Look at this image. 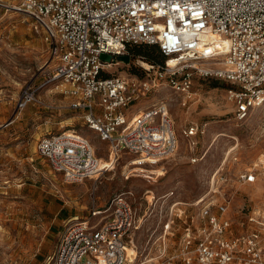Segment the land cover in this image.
I'll use <instances>...</instances> for the list:
<instances>
[{"label": "built area", "instance_id": "built-area-1", "mask_svg": "<svg viewBox=\"0 0 264 264\" xmlns=\"http://www.w3.org/2000/svg\"><path fill=\"white\" fill-rule=\"evenodd\" d=\"M12 7L33 18L55 61L46 82L23 88L17 110L45 106L37 93L54 83L70 102L52 107L81 112L88 128L106 142L107 164L128 153L136 158L133 165H157L177 153L169 100L135 108L163 85L185 95L186 106L195 77L218 78L232 85L228 99L238 120L264 107V0H20ZM141 43L157 46L164 60L142 64L137 73L111 70L123 62L121 55H131L130 45ZM103 53L111 60H102ZM197 132L192 126L187 134ZM37 151L70 183L109 168L90 139L74 129L44 136ZM241 179L254 183L257 174L249 171ZM133 196L119 192L88 217L66 222L46 264H132L141 256L134 235L147 220ZM208 197L192 203L197 221L174 191L164 196L172 202L165 236H173L182 223L183 228L176 243L156 242L150 264H264V207L244 208L247 216L236 232L230 201ZM148 203L155 207L150 198ZM127 247L137 252L133 262Z\"/></svg>", "mask_w": 264, "mask_h": 264}, {"label": "rangeland", "instance_id": "rangeland-1", "mask_svg": "<svg viewBox=\"0 0 264 264\" xmlns=\"http://www.w3.org/2000/svg\"><path fill=\"white\" fill-rule=\"evenodd\" d=\"M19 1L0 0V264H46L47 256L41 254L48 255L58 240L51 202L80 208L85 218L119 192L132 191L139 214L147 218L134 235L141 256L132 264H150L154 246L164 238L177 242L181 220V228L165 236L172 202H164V196L171 191L197 221L198 208L192 203L200 196L208 194L216 202L229 200L236 232L246 219L248 209L244 208L264 207V107L238 120L236 105L228 99L232 85L218 78L195 77L186 106L181 104L185 95L167 85L135 105L169 100L179 137L173 157L157 165L138 166L130 163L136 158L125 153L96 179L66 181L38 153L41 138L74 129L90 139L103 161L109 159L108 146L88 128L80 111L52 107L70 102L54 83L37 93L45 106L32 103L17 110L23 88L46 82L55 66L42 30L36 29L28 14L12 7ZM129 52L131 61L113 65V72L137 73L142 62L150 64L143 55ZM192 126L198 132L188 135ZM249 171L256 172V182L242 181L241 175Z\"/></svg>", "mask_w": 264, "mask_h": 264}, {"label": "crops", "instance_id": "crops-1", "mask_svg": "<svg viewBox=\"0 0 264 264\" xmlns=\"http://www.w3.org/2000/svg\"><path fill=\"white\" fill-rule=\"evenodd\" d=\"M49 209L53 213L54 230L57 232V236H59V233L62 231L64 224L66 222H68L69 220L74 219L76 217H83V212H82V210H80V208L72 207V206H66L65 204L59 205V204H56L55 202H51V204L49 205ZM62 225H63V227H62ZM53 250H54V248H53ZM51 252L48 255H45L43 253L41 255L43 257H45V256L48 257L51 254ZM45 259H46V257H45Z\"/></svg>", "mask_w": 264, "mask_h": 264}, {"label": "trees", "instance_id": "trees-1", "mask_svg": "<svg viewBox=\"0 0 264 264\" xmlns=\"http://www.w3.org/2000/svg\"><path fill=\"white\" fill-rule=\"evenodd\" d=\"M129 50L135 52L137 55H143V57L149 62H157L164 60V56L160 53V51L159 50L155 51V45L144 44V43L133 44L129 46ZM154 51L156 53H154Z\"/></svg>", "mask_w": 264, "mask_h": 264}, {"label": "bare ground", "instance_id": "bare-ground-1", "mask_svg": "<svg viewBox=\"0 0 264 264\" xmlns=\"http://www.w3.org/2000/svg\"><path fill=\"white\" fill-rule=\"evenodd\" d=\"M172 63H174V61H172ZM142 64L145 65V66H148L147 63H145V62H142ZM103 160L104 159L101 158V164L103 166H110V164H107L108 160H106V161H103ZM140 169H141V167H140ZM99 176L100 175L95 176V179L98 178ZM127 251H128V256H129L131 262H133L135 260V256L137 255L136 250L134 248H132V247H127Z\"/></svg>", "mask_w": 264, "mask_h": 264}, {"label": "water", "instance_id": "water-1", "mask_svg": "<svg viewBox=\"0 0 264 264\" xmlns=\"http://www.w3.org/2000/svg\"><path fill=\"white\" fill-rule=\"evenodd\" d=\"M112 56L110 54L103 53L101 54V59L105 61H110ZM119 59L125 63H129L131 61V57L129 54L121 55Z\"/></svg>", "mask_w": 264, "mask_h": 264}]
</instances>
